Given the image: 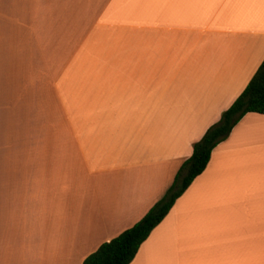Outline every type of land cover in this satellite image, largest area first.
<instances>
[{
  "label": "crops",
  "instance_id": "0c3cea01",
  "mask_svg": "<svg viewBox=\"0 0 264 264\" xmlns=\"http://www.w3.org/2000/svg\"><path fill=\"white\" fill-rule=\"evenodd\" d=\"M263 60L264 0H0V264H82L133 226ZM129 264H264V114Z\"/></svg>",
  "mask_w": 264,
  "mask_h": 264
},
{
  "label": "trees",
  "instance_id": "16d2710c",
  "mask_svg": "<svg viewBox=\"0 0 264 264\" xmlns=\"http://www.w3.org/2000/svg\"><path fill=\"white\" fill-rule=\"evenodd\" d=\"M251 112L264 114V60L246 88L222 112L219 122L210 126L194 143L191 156L184 160L162 198L133 226L102 243L82 264H129L151 231L169 213L175 201L205 170L213 149L227 139L244 115Z\"/></svg>",
  "mask_w": 264,
  "mask_h": 264
},
{
  "label": "rangeland",
  "instance_id": "374dc122",
  "mask_svg": "<svg viewBox=\"0 0 264 264\" xmlns=\"http://www.w3.org/2000/svg\"><path fill=\"white\" fill-rule=\"evenodd\" d=\"M258 68H259V67H258ZM257 70H258V69H257ZM257 70H256V71H257ZM255 73H256V72H255ZM255 73H254V74H255ZM254 74H253V76H254ZM253 76H252V77H253ZM250 80H251V79H250ZM221 114H222V113H221ZM219 120H220V118L217 119V120H213V122H211V123L209 124V126L205 129L204 133L207 131V129H208L210 126L214 125L215 123H218ZM204 133H203V135H204ZM203 135H202V136H203ZM202 136H201V137H202ZM201 137H200V138H201ZM200 138H199V139H200ZM199 139H198V140H199ZM198 140H196V141H198ZM196 141H194V142L191 143V149H192V151H193L194 143H195ZM188 158H189V157H188ZM186 159H187V158H186ZM186 159H184V160H186ZM184 160L181 162L179 168H178L177 171H176V174H177L178 170L180 169V167H181L182 163L184 162ZM171 185H172V184H171ZM171 185H170V186H171ZM170 186H169V187H170ZM169 187H168V188H169ZM168 188H167V190H168ZM167 190H166V191H167ZM166 191H165V193H166ZM165 193H164V194H165ZM164 194H163V195H164ZM161 198H162V197H161Z\"/></svg>",
  "mask_w": 264,
  "mask_h": 264
}]
</instances>
